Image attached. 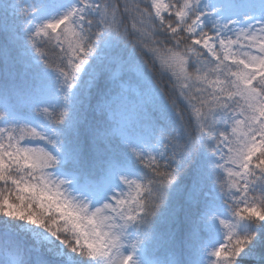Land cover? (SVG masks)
<instances>
[{
    "label": "snow or ice",
    "instance_id": "snow-or-ice-1",
    "mask_svg": "<svg viewBox=\"0 0 264 264\" xmlns=\"http://www.w3.org/2000/svg\"><path fill=\"white\" fill-rule=\"evenodd\" d=\"M0 264H264V0H0Z\"/></svg>",
    "mask_w": 264,
    "mask_h": 264
}]
</instances>
